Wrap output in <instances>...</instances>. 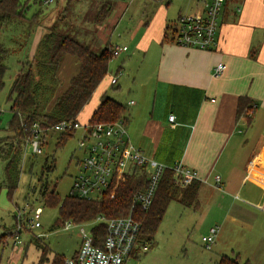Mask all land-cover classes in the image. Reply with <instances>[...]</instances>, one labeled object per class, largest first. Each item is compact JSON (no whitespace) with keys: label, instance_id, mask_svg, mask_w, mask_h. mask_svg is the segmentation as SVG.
<instances>
[{"label":"crops","instance_id":"1","mask_svg":"<svg viewBox=\"0 0 264 264\" xmlns=\"http://www.w3.org/2000/svg\"><path fill=\"white\" fill-rule=\"evenodd\" d=\"M152 1L145 3L143 13H136L140 19L130 34L133 53L143 56L142 85L148 88V96L151 93L147 112L139 106L130 117L127 111L132 143L160 163L172 166L182 162L196 170L201 183L198 204L203 197L209 200L210 193L225 194L216 193L224 215L221 224L251 217L255 208L264 212V0H228L219 22L218 44L213 50L178 45L171 31L180 16L203 14L210 0H179V6H172V1ZM128 9L118 2L108 19L109 26L117 25ZM105 26L100 27L102 36L109 27ZM44 33L48 31L38 24L29 61ZM220 63L226 68L215 75L214 69ZM76 71V61L67 58L59 72L58 93ZM241 97H248L252 105L238 117ZM54 101L55 95L49 107ZM131 101L128 105L134 106L136 102L131 105ZM94 111L82 121L81 113L78 120L89 123ZM169 115H175V123L169 121ZM217 176L221 179L220 187ZM226 198L232 199L227 207ZM234 199L244 206L237 207ZM20 234L15 235V243L20 242ZM34 247L36 258L29 261L30 247H25L16 251L14 260L38 264L41 251Z\"/></svg>","mask_w":264,"mask_h":264},{"label":"rangeland","instance_id":"2","mask_svg":"<svg viewBox=\"0 0 264 264\" xmlns=\"http://www.w3.org/2000/svg\"><path fill=\"white\" fill-rule=\"evenodd\" d=\"M180 1L173 0L172 6H179ZM118 2L128 6V12L115 26H109L111 19L106 21L105 28L109 27L104 30L105 36L101 35L102 29L92 23L96 5L90 1L75 2L73 7L65 12L67 0H53L49 4H45L44 0L41 4L39 0H29L27 16L31 18L36 11H40L38 19H22L0 28V42L8 50L7 72L3 78V86L0 87V147L3 152L14 135L9 131V124L13 119L9 101L12 84L17 72L29 62L32 36L38 27L37 21H41L48 32L55 23L59 28L64 26L65 29L70 28V36L83 45L91 46L98 54L107 44H113L114 47L127 45L130 48L129 51L118 53L110 62L108 76L82 111L79 120L90 117L100 103L103 93L128 107L130 117L132 110H137L139 106L140 109H145L144 113L151 107V93L149 91L148 96V88L142 85L144 83L142 75L145 74L143 56L138 52L133 53L130 34L134 33L140 19L138 14L143 13L147 7L145 3L151 4L154 1L118 0ZM61 17L66 20H59ZM36 34L40 35L37 31ZM112 77L117 78L118 83L115 85L110 83ZM131 100L136 102L134 106L128 105ZM47 108H50L49 104ZM59 138L60 135L55 133L48 135L43 152L39 155L32 154L25 144L18 188L11 197L8 196L7 189L3 188L0 191V234L12 235L7 237L5 244L0 248V264H21L20 261L14 260V255L18 249L25 250V247H30L28 260L36 258L34 251L36 244L32 241L38 238L40 241L36 246L40 243L46 245L49 250V263L56 255L71 257L80 244V228L75 225L76 223H72L74 226L70 229L65 228V225L58 226L60 205L48 206L42 196L46 184L50 189L55 185V192L60 200L64 201L70 196L74 180L80 172L79 162L83 158V153L79 150L81 133L77 132L65 143H59ZM49 166L54 169L48 171ZM3 168L4 163L0 160V173ZM216 193L225 196L223 193ZM216 193H210L209 200L203 197L202 202L196 207H185L180 202L173 201L154 237V247L146 253H140L133 264H217L221 256L236 259L238 264H264V212L255 208L251 217H239L240 222L230 219L221 224L224 215L220 211L221 202ZM226 200L227 207L232 199ZM233 202L237 207L244 206L240 200L234 199ZM37 208H41L43 213L40 217L41 227L35 229L30 227V220ZM21 212L22 218L19 217ZM233 215L237 214L233 212ZM93 226L94 223L87 224L85 229L89 231ZM212 227H220L219 233L212 249H206L202 237L206 236ZM18 233H21L20 242L15 243L17 239L15 235ZM23 256L25 257V253Z\"/></svg>","mask_w":264,"mask_h":264},{"label":"trees","instance_id":"3","mask_svg":"<svg viewBox=\"0 0 264 264\" xmlns=\"http://www.w3.org/2000/svg\"><path fill=\"white\" fill-rule=\"evenodd\" d=\"M40 4L42 0H39ZM90 1L96 7L93 11L92 23L97 28L105 25L118 0H67L65 12H68L75 2ZM228 1V0H227ZM226 1V2H227ZM29 0H0V28L19 20L38 19L40 11H36L31 18L28 15ZM59 20H66L64 17ZM21 22V21H20ZM37 24H42L37 21ZM31 26L32 23L30 24ZM173 27L171 28V31ZM70 28H59L56 23L50 27L41 39L34 58L25 64L12 84L9 101L13 119L9 124V131L14 135L7 143L5 152L0 147V160L4 163L0 173V191L7 189L11 197L19 186L22 174V155L26 140L31 135L34 123L39 122L42 128H51L59 121H78L79 115L91 102L94 94L106 78L110 62L117 56L112 44L104 46L98 54L88 45H83L76 38L70 36ZM8 50L0 42V87L7 72L6 59ZM72 58L77 63V71L71 76L66 87L58 93L60 87L59 72L67 58ZM53 105L48 109V104L53 100ZM248 97H241L237 109V116L246 114L251 108ZM247 109V110H246ZM127 107L117 100L102 95L101 101L94 111L89 123H113L128 120ZM251 119H248L250 121ZM73 134L62 135L59 143H65ZM3 142V141H1ZM1 144V143H0ZM64 145V144H63ZM54 167L49 166L48 171ZM127 176L124 181L115 186L111 191L98 200L68 196L61 201L55 192V185L50 189L48 184L42 190L44 202L48 206L60 205V219L58 226H64L72 220L79 224L95 220L99 216L118 218L126 216L129 212L131 200L139 191H143L148 183L147 172ZM201 183L194 181L186 188L180 187L174 178V172L167 170L157 190L155 201L147 213H140L142 222V235L140 244L151 243L154 247V237L173 201L180 202L185 207H196ZM106 226L100 224L94 234L102 238L105 236ZM22 230V228H21ZM10 233L0 234V248L3 247ZM38 240L32 242L37 245ZM46 245L38 244L41 257L38 264L49 263V250ZM150 248V249H151ZM66 257L56 255L50 264H64ZM217 264H238L236 259L221 256Z\"/></svg>","mask_w":264,"mask_h":264},{"label":"built area","instance_id":"4","mask_svg":"<svg viewBox=\"0 0 264 264\" xmlns=\"http://www.w3.org/2000/svg\"><path fill=\"white\" fill-rule=\"evenodd\" d=\"M226 1L210 0L203 14L180 16L173 25L174 42L188 48L215 49L218 44L219 22ZM51 2L53 0H44L45 4ZM126 50L125 46L115 47L117 54ZM225 68V64H218L214 69L215 75L223 73ZM116 83L117 78H112L111 84ZM129 104L132 105L134 102L131 101ZM168 119L175 123V115H169ZM77 132L81 133L79 150L83 153V158L79 162L80 172L74 180L71 196L98 200L127 176L133 175L137 169L147 172L148 183L143 191L134 194L126 216L118 218L99 216L93 222L90 221L94 226L89 231L85 229V225L91 224L90 222L75 224L80 228V245L74 255L65 259L64 264H133L140 253H146L151 248V243L140 244L142 222L139 214L147 213L151 209L165 172L172 170L176 183L182 188L198 181L200 175L182 162L169 166L148 157L132 143L124 121L83 124L79 120H63L51 128H42L40 123L36 122L31 128L30 137L26 140V147L28 146L32 154L39 155L43 152L48 135L55 133L61 137L75 135ZM216 182L220 187V177L217 176ZM42 213L41 208L34 211L30 220L31 228L41 227ZM22 216V212L19 213V217ZM72 223L68 221L64 227L70 229L74 226ZM100 224L106 226L102 240L94 234V230ZM218 233L219 227H212L209 233L202 237L206 249H212ZM16 238L18 240V237Z\"/></svg>","mask_w":264,"mask_h":264}]
</instances>
